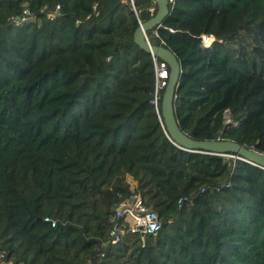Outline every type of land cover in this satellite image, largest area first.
Listing matches in <instances>:
<instances>
[{
    "label": "trees",
    "instance_id": "16d2710c",
    "mask_svg": "<svg viewBox=\"0 0 264 264\" xmlns=\"http://www.w3.org/2000/svg\"><path fill=\"white\" fill-rule=\"evenodd\" d=\"M132 3L0 0L2 262L264 264V169L169 140L153 58L133 42L157 7ZM168 10L149 42L180 64L179 128L264 154V0ZM134 194L160 228L110 246L109 217Z\"/></svg>",
    "mask_w": 264,
    "mask_h": 264
},
{
    "label": "water",
    "instance_id": "95a60500",
    "mask_svg": "<svg viewBox=\"0 0 264 264\" xmlns=\"http://www.w3.org/2000/svg\"><path fill=\"white\" fill-rule=\"evenodd\" d=\"M157 7L154 16L144 22H140L133 35V42L152 57L162 61L168 67L169 74L166 85L162 91L160 101V119L169 140L182 151L225 156L234 155L239 160L253 166L264 169V154L248 149L245 146L229 140H196L186 136L179 128L174 116V97L180 78V64L176 56L163 46L151 44L147 39V33L161 26L168 16V0H152ZM214 40V38H213ZM157 215V214H156ZM110 246L107 247L109 249Z\"/></svg>",
    "mask_w": 264,
    "mask_h": 264
},
{
    "label": "built area",
    "instance_id": "2783aa9c",
    "mask_svg": "<svg viewBox=\"0 0 264 264\" xmlns=\"http://www.w3.org/2000/svg\"><path fill=\"white\" fill-rule=\"evenodd\" d=\"M168 3L174 4V0H168ZM130 4L133 6L132 0ZM27 4H24L23 18L15 19V23L18 24L20 21H24L27 16L30 15L28 9L26 8ZM59 7H56L55 12L52 14H47L48 19H53ZM152 12V9H149ZM31 16V15H30ZM140 23V22H139ZM156 29V28H155ZM172 32V30H169ZM150 35H146V39L149 41L151 38H159L157 30H152L149 32ZM206 36L202 37V45L204 46V40ZM206 47V46H205ZM209 47V46H208ZM153 58V65L155 70V95L159 91H163L166 81L168 79L169 70L165 63L162 61ZM157 97H155V104ZM224 125L236 123L231 122L228 111L225 112L224 116ZM227 159L237 160L238 158L234 155H225L222 156ZM239 160V159H238ZM181 205V199L178 200V206ZM45 222H51V226L55 225V222L50 221L48 218L44 219ZM110 231H109V245H117L125 236L135 235L143 243L145 237L148 235H156L157 231L160 228V221L158 215L155 212L150 210L142 201L141 197L138 194H134L123 202H121L116 208L114 213L109 217ZM5 256V252H0V264ZM11 264V263H9ZM89 264V263H88Z\"/></svg>",
    "mask_w": 264,
    "mask_h": 264
},
{
    "label": "bare ground",
    "instance_id": "6f19581e",
    "mask_svg": "<svg viewBox=\"0 0 264 264\" xmlns=\"http://www.w3.org/2000/svg\"><path fill=\"white\" fill-rule=\"evenodd\" d=\"M210 38H211V40L209 39V37L205 38L204 46L208 47V46L211 45V42L213 41V38L212 37H210Z\"/></svg>",
    "mask_w": 264,
    "mask_h": 264
},
{
    "label": "rangeland",
    "instance_id": "374dc122",
    "mask_svg": "<svg viewBox=\"0 0 264 264\" xmlns=\"http://www.w3.org/2000/svg\"><path fill=\"white\" fill-rule=\"evenodd\" d=\"M19 23H22V21H20ZM19 23H18V24H19ZM209 39L211 40V38H210V37H209Z\"/></svg>",
    "mask_w": 264,
    "mask_h": 264
}]
</instances>
